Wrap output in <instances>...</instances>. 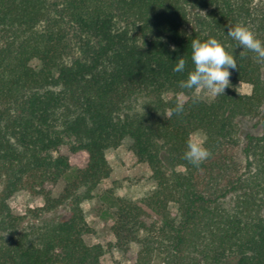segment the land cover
<instances>
[{"label":"trees","instance_id":"trees-1","mask_svg":"<svg viewBox=\"0 0 264 264\" xmlns=\"http://www.w3.org/2000/svg\"><path fill=\"white\" fill-rule=\"evenodd\" d=\"M238 23L264 41V0H0V264H101L81 205L124 139L155 184L121 200L110 228L115 247L136 248L133 264H264V63L226 35ZM209 38L238 70L202 101L179 82L191 41ZM195 132L212 153L199 167L183 159ZM61 147L85 153L84 167ZM20 192L42 205L13 214Z\"/></svg>","mask_w":264,"mask_h":264},{"label":"rangeland","instance_id":"rangeland-1","mask_svg":"<svg viewBox=\"0 0 264 264\" xmlns=\"http://www.w3.org/2000/svg\"><path fill=\"white\" fill-rule=\"evenodd\" d=\"M31 65L34 68L39 66L37 61H32ZM229 80L231 82L230 78ZM236 89L243 95L251 93V86L248 84L238 83ZM191 96L202 101L214 98L206 90L192 93ZM178 100L185 101L186 98L179 96ZM58 153L68 158L72 171L84 167L86 163V154L83 152L71 154L66 147H61ZM106 159L111 169L109 178L98 186L92 199L81 205L89 228V233L85 234L83 239L87 245H101L106 249L101 264H133L136 248L130 247L124 251L115 247L110 228L121 200L138 202L154 190L155 184L147 165L139 162L132 154L129 139H124L117 148L109 149L106 152ZM71 177L72 175H69V178ZM64 185L65 180L62 179L57 184L46 186V189L56 196ZM42 203L41 197L31 196L26 192L17 193L8 201L15 215H22L27 209L40 207ZM152 264H163L161 257L156 256Z\"/></svg>","mask_w":264,"mask_h":264},{"label":"clouds","instance_id":"clouds-1","mask_svg":"<svg viewBox=\"0 0 264 264\" xmlns=\"http://www.w3.org/2000/svg\"><path fill=\"white\" fill-rule=\"evenodd\" d=\"M226 35L237 42L242 49L254 53L257 62L264 63V41L259 39L248 26L238 23L228 28ZM226 47L227 45H222L215 38H209L206 41L193 39L191 41V61L194 68L188 72L186 79L179 82V87L193 91L194 94L206 90L212 97L224 95L225 90L230 86L231 71L238 70L234 55L226 51ZM185 66L186 61L182 57L175 62L173 71L183 73ZM183 109L184 103L180 101L169 110V114H179ZM205 143L206 136L202 132L190 134L186 141L183 159L199 167L212 155Z\"/></svg>","mask_w":264,"mask_h":264}]
</instances>
